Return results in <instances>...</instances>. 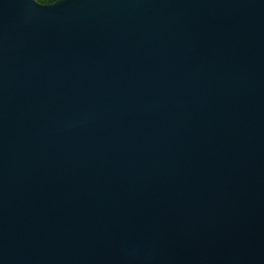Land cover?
I'll return each mask as SVG.
<instances>
[{
  "label": "water",
  "instance_id": "95a60500",
  "mask_svg": "<svg viewBox=\"0 0 264 264\" xmlns=\"http://www.w3.org/2000/svg\"><path fill=\"white\" fill-rule=\"evenodd\" d=\"M0 264H264V0H0Z\"/></svg>",
  "mask_w": 264,
  "mask_h": 264
},
{
  "label": "trees",
  "instance_id": "16d2710c",
  "mask_svg": "<svg viewBox=\"0 0 264 264\" xmlns=\"http://www.w3.org/2000/svg\"><path fill=\"white\" fill-rule=\"evenodd\" d=\"M37 1L43 4H48V3L55 2L56 0H37Z\"/></svg>",
  "mask_w": 264,
  "mask_h": 264
}]
</instances>
